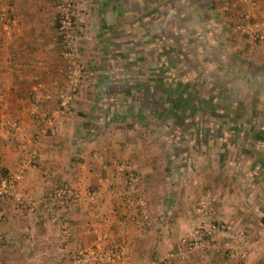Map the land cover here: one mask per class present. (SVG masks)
Here are the masks:
<instances>
[{"label":"crops","instance_id":"1","mask_svg":"<svg viewBox=\"0 0 264 264\" xmlns=\"http://www.w3.org/2000/svg\"><path fill=\"white\" fill-rule=\"evenodd\" d=\"M72 1L84 74L65 113L48 118L64 81L54 5L0 0V172L29 154L17 188L37 205L30 213L0 200V264H148L163 256L170 264H237L227 247L264 264V41L253 45L239 32L226 45L211 42L205 57L185 30L187 5L197 12L201 0ZM257 2L247 25L264 22V0ZM221 25L212 28L215 40L230 35ZM130 175L148 220L124 197ZM62 185L83 196L57 207L65 229L39 216L43 206L56 209L44 192ZM202 198L228 229L181 257ZM75 249L86 251L80 262Z\"/></svg>","mask_w":264,"mask_h":264},{"label":"built area","instance_id":"2","mask_svg":"<svg viewBox=\"0 0 264 264\" xmlns=\"http://www.w3.org/2000/svg\"><path fill=\"white\" fill-rule=\"evenodd\" d=\"M51 1L55 8V25L60 44V57L63 63L64 81L57 91L55 105L50 109L48 118H53L65 113L72 103L74 95L81 82V78L84 74V66L78 60L71 33L74 21L73 1ZM242 1L245 5V9L239 13V22H237L236 30L240 33L251 34L253 39L258 42L264 41V31L262 30L264 22L262 20L253 21L250 25L245 23L246 19H255L257 17V0ZM37 103L38 101L35 100L29 108L32 113L36 112ZM31 161L32 157L29 154H25L18 160V168L16 170L7 172L6 174H2L0 172V200L5 197H9L16 207L25 209L30 213L36 210L37 205L32 198L18 191L17 184L23 176L24 169L32 166ZM134 177L135 176L133 175L129 176L130 186L129 189L125 191L124 197H129L133 200L134 205L137 208L139 218L142 221H145L148 220L145 200L132 185ZM44 196L55 201L56 209H53V207L50 208L49 206H43V209L39 212V216L42 219L60 220L61 226L65 229L68 222L65 218L59 215L57 207L66 202L74 203L83 196L77 190L67 185L47 190L44 192ZM93 196L94 192L91 191L86 193L84 197L92 199ZM194 211L198 215V224L192 230L185 233L181 238V247L178 251V255L181 257L191 251L202 249L205 244H211L218 231L228 229L226 224L219 223L211 219L209 212L207 211V202L205 199H199L195 203ZM225 254L233 255V257L237 260V264H259L248 260L244 251H239L232 247H227ZM72 256L76 262H80L82 258L86 256V251L79 249L72 250ZM148 264H170V262L168 260V256H163L152 259Z\"/></svg>","mask_w":264,"mask_h":264},{"label":"rangeland","instance_id":"3","mask_svg":"<svg viewBox=\"0 0 264 264\" xmlns=\"http://www.w3.org/2000/svg\"><path fill=\"white\" fill-rule=\"evenodd\" d=\"M206 1H211V0H201V3H199L197 5V7H198V10L196 9L197 12H195V10L191 11L192 8L195 9L194 4H192V7H189L191 4L187 5L188 15H190L191 18L187 19V26L185 29L190 34V36H188V37L196 44V46L205 50V54H204L205 57H207V55L211 56V52H209L207 49V47L210 46L211 42L214 44L217 41V44L221 46V45H226L228 42L231 43L233 41H236L235 37L242 36V34H240L235 28L236 23H237V22H235L236 17L238 18V22H239L238 13L241 12V4H239L240 3L239 0L238 1L237 0H230L229 6H227L228 9L221 8V7H224V4H221V3H225L227 0H214L215 4H213L212 8H209V4H207ZM237 4H239V5H237ZM235 6L240 7V9L238 7L235 8ZM204 7H206V9ZM231 7H232V9H231ZM244 8L245 7H243V10H244ZM210 9H213V11H215L216 16L205 17L204 13ZM199 11H201L202 17L200 16V14H198ZM204 17L208 18V19H205ZM213 17H216V18L218 17L219 18V19L217 18L218 21L213 20L212 19ZM223 22H224V25H226V28H228L226 30L230 35H228L226 32L227 36H221V37L218 36V37H216L217 40H215L214 36H213V34H215V32L212 31V28H215L218 25L222 26L221 23H223ZM250 42L253 45L258 44L257 41L255 39H253V37L250 38ZM227 51L228 50L223 51V49L217 50V54L222 56V57H220V59H223V60L226 59V55L228 53ZM243 56H244L243 54H238L234 58L238 62L239 59H240V61L243 60V58H242ZM195 58H197V57H195ZM199 60H200L199 62H201V61L203 62L202 57ZM203 63H204V65H206L205 62H203ZM203 63H200V64L202 66H204ZM246 69H247V73L250 75H251V72H254V73H256L257 71L259 72V70L256 67L255 68L246 67ZM228 74H229V72H228ZM228 74H225L223 77L226 78ZM220 76L222 77L221 74H220ZM221 77H220V79H223ZM256 77H258V76H256ZM262 79H264L263 76H262Z\"/></svg>","mask_w":264,"mask_h":264},{"label":"trees","instance_id":"4","mask_svg":"<svg viewBox=\"0 0 264 264\" xmlns=\"http://www.w3.org/2000/svg\"><path fill=\"white\" fill-rule=\"evenodd\" d=\"M262 212H263V215L262 217L260 218V222L262 223V225L264 226V206L262 207Z\"/></svg>","mask_w":264,"mask_h":264}]
</instances>
